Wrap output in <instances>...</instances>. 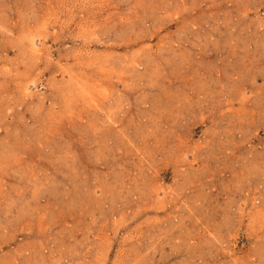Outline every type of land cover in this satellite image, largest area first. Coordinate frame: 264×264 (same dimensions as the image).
Segmentation results:
<instances>
[{"label":"rangeland","instance_id":"obj_1","mask_svg":"<svg viewBox=\"0 0 264 264\" xmlns=\"http://www.w3.org/2000/svg\"><path fill=\"white\" fill-rule=\"evenodd\" d=\"M0 264H264V0H0Z\"/></svg>","mask_w":264,"mask_h":264}]
</instances>
